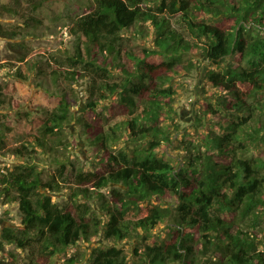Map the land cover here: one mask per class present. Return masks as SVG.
Wrapping results in <instances>:
<instances>
[{"label":"trees","instance_id":"obj_1","mask_svg":"<svg viewBox=\"0 0 264 264\" xmlns=\"http://www.w3.org/2000/svg\"><path fill=\"white\" fill-rule=\"evenodd\" d=\"M20 2L15 0L16 6ZM16 6L0 4V13H18ZM40 7L34 4L29 14L41 23L35 14ZM173 17L182 28L172 24ZM68 19L65 26L75 40L69 53L53 56L51 70L61 90L59 104L47 112L41 132L30 133L17 150L30 155V144L53 154L56 172L44 180L37 162L29 160L0 178V192L18 201L24 225L5 227L0 247L15 242L26 248L36 240L45 262L63 253L62 264H264L259 247L264 244V158L246 154L251 143L264 148V97L259 98L264 93V0H94L83 14ZM132 27L150 42L127 44L124 32ZM196 53L212 66L206 78L222 94L219 103L208 102L203 110L217 130L201 132L202 139L185 132L174 140L178 130L172 134L171 125L179 112L173 81L180 69L196 68ZM22 62L16 70L21 78H28L23 67L45 73L36 61L23 56ZM80 79L88 80L90 93L81 116L73 110L71 88L59 84L63 80L72 87ZM1 87L0 104L5 102ZM104 110L121 116L110 131L104 129ZM74 120L103 151L97 169L75 166L59 153L60 147L69 148L64 132ZM202 121L198 114L197 126ZM5 133L0 130L1 144ZM123 139L133 143L130 151L111 149ZM174 142L185 151L184 162L176 163L179 158L167 150ZM69 166L75 168L71 186ZM66 187L70 200H55L54 192ZM167 193L176 196V204L162 202ZM95 197L102 213L90 202ZM225 211L229 220L216 214ZM162 224L167 231L160 240L155 230ZM102 232L114 244L94 250L91 261L67 255L70 246ZM132 235L141 240L137 260L130 261L117 243ZM9 257L1 263L15 264V255Z\"/></svg>","mask_w":264,"mask_h":264},{"label":"rangeland","instance_id":"obj_2","mask_svg":"<svg viewBox=\"0 0 264 264\" xmlns=\"http://www.w3.org/2000/svg\"><path fill=\"white\" fill-rule=\"evenodd\" d=\"M0 4L16 6L15 0H0ZM34 4H41V7L35 12L36 16L42 20L41 23L30 17L29 13ZM93 5L94 0H21L16 6L18 13L7 11L0 13V84L4 92L3 98H5V102L0 104V130L6 132L3 134L4 143H0V178L9 170L14 169L16 165L29 160L37 162L39 170L43 172L44 180L50 179L56 172L58 164L54 161L53 154L30 144H28L30 155H23L17 150L23 148L30 133L39 134L41 132V124L47 112L59 104L60 94L57 92L61 90L54 83L51 70L56 66L53 56H64L69 53L75 40L74 36L69 33L68 27L65 26L70 20L68 18L83 14ZM172 24L182 28L180 20L174 17ZM1 29L8 32L2 34ZM134 30L132 27L124 32L127 44L140 46L150 42L146 38L134 34ZM23 56H25V60L38 62L39 67L45 70V73H39L38 67L31 71H27L23 67V70L28 72V78L19 77L16 70L22 67ZM195 56L197 58L196 68L191 72L180 69L179 75L173 81L178 90L176 107L179 116L173 125L169 122H166L165 125H171L172 134L178 130V133L173 136L174 140L182 138L185 132H190L189 137H193L197 133H205L206 130H217V127L210 125L212 120L210 114L203 110L207 107L208 102L219 103L222 94L206 78L207 71L212 66L205 56L201 53H196ZM59 84L61 86L64 84V87L67 88H74V90L69 89L72 94L71 98H76L73 110L77 115H83L88 109L87 102L90 96L88 80L75 81L72 83V87H68V84H65L63 80ZM260 97H264V93L260 94ZM111 98L116 99L117 95L113 94ZM109 101L107 100L104 105L99 104V106H105ZM198 114L203 115L200 126L196 124ZM120 119L121 116L106 113L104 110V129L110 131V126L119 122ZM64 134L63 140L67 142L69 148L60 147L62 149L59 151L60 154L69 156L75 166H82L85 170L97 169L101 166L100 159L103 156V151L98 150L90 142L88 135L81 132L77 120L66 125ZM199 138L202 139L201 134ZM132 146V142L123 139L118 143H113L111 149L115 152L130 151ZM167 150L171 155L179 158L176 163L185 161V151L178 147V143H168ZM246 154L264 158L263 144L260 142V145H253L251 143ZM74 169L69 166L66 172V182L70 186L75 184ZM102 190L109 198L110 187H105ZM69 192L70 187L64 188V191L60 193L54 192V199L68 202L70 200ZM175 201L176 196L171 193H167L162 198L164 204H176ZM90 202L97 211L102 213L98 197ZM216 214H220L227 220L231 217L228 211L216 212ZM5 227L23 228L24 225L18 201L7 200V195L0 192V238ZM166 231L165 224H162L155 230V234L162 240L166 236ZM139 240L141 239L132 235L117 243L124 248L130 261L138 258L135 248L138 247ZM113 244V239L107 238L102 232L94 236L91 241L82 239L76 245L70 246L67 249V255L78 253L85 263L91 261L94 250ZM259 247L264 249V244H260ZM10 254L15 255V264H62L64 257L63 253H57L45 262L42 258L45 253H42L40 243L36 240L26 248L19 247L15 242H6L5 248L0 247V264H2L1 261H8ZM171 264L182 263L173 262Z\"/></svg>","mask_w":264,"mask_h":264}]
</instances>
